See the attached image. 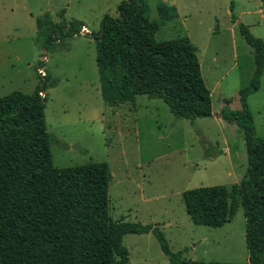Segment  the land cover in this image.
Wrapping results in <instances>:
<instances>
[{"label":"rangeland","instance_id":"374dc122","mask_svg":"<svg viewBox=\"0 0 264 264\" xmlns=\"http://www.w3.org/2000/svg\"><path fill=\"white\" fill-rule=\"evenodd\" d=\"M122 1L0 0V98L12 92L31 95L45 55L44 71L58 81L44 91L53 166L107 163L113 222L158 226L170 251L181 252L184 262L247 264L242 209L221 228L195 226L182 194L215 186L230 191L245 173L243 133L223 121L221 111L240 109L237 94L252 79L253 51L238 25L264 40V0H143L152 22L160 19V4L173 6L178 15L176 24L155 34L157 42L187 37L197 50L213 114L194 124L174 120L162 101L145 96H137L133 103L106 105L100 96L92 38L80 34L46 51L35 43V20L45 13L58 23L65 11V22L78 21L88 35L97 34L105 17H118ZM225 99L232 102L226 105ZM247 103L255 135L264 139V74ZM123 245L129 264H169L152 235H127Z\"/></svg>","mask_w":264,"mask_h":264},{"label":"trees","instance_id":"16d2710c","mask_svg":"<svg viewBox=\"0 0 264 264\" xmlns=\"http://www.w3.org/2000/svg\"><path fill=\"white\" fill-rule=\"evenodd\" d=\"M157 11L160 19L152 22L143 0H125L117 7V18L105 17L97 34L85 35L96 43L102 101L112 107L145 96L162 101L174 120L194 124L212 117L196 48L187 37L157 42L161 27L177 23L173 7L160 4ZM63 15L58 23L48 13L35 20L37 46L46 51L80 35L83 24L65 22ZM238 30L253 51L254 73L237 94L240 109H222L221 119L243 133L246 170L230 191L222 186L192 189L182 194V201L195 226L212 229L231 223L240 207L247 264H264V139L255 135L247 103L264 74V40L242 24ZM57 83L46 77L31 95L12 92L0 98V264H129L123 245L127 235H152L169 264H200L172 253L158 226L112 221L107 163L53 166L46 99L39 93Z\"/></svg>","mask_w":264,"mask_h":264},{"label":"built area","instance_id":"2783aa9c","mask_svg":"<svg viewBox=\"0 0 264 264\" xmlns=\"http://www.w3.org/2000/svg\"><path fill=\"white\" fill-rule=\"evenodd\" d=\"M80 34L81 35H83V36H85V35H88V31L84 28V27H82L81 29H80ZM41 63L43 64L42 66H40V67H38L37 69H36V74H37V76L39 77V79L41 80V81H44V79L47 77V75H46V73H45V71H44V65L47 63V58H46V56L44 55L42 58H41ZM39 96H40V98L43 100V99H46V96H45V92H40L39 93Z\"/></svg>","mask_w":264,"mask_h":264},{"label":"crops","instance_id":"0c3cea01","mask_svg":"<svg viewBox=\"0 0 264 264\" xmlns=\"http://www.w3.org/2000/svg\"><path fill=\"white\" fill-rule=\"evenodd\" d=\"M173 7V6H172ZM64 14H65V11H64ZM63 17H64V15H63ZM60 21H61V18H60ZM59 21V22H60ZM177 21H179V18H178V15H177ZM54 22V21H53ZM55 23V22H54ZM85 28V27H84ZM86 29V28H85ZM214 34H215V32H214ZM190 41V40H189ZM38 85V84H37ZM35 88H36V86H35ZM211 96V95H210Z\"/></svg>","mask_w":264,"mask_h":264}]
</instances>
